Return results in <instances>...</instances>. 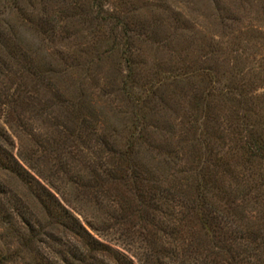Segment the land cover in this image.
Masks as SVG:
<instances>
[{"label":"rangeland","instance_id":"374dc122","mask_svg":"<svg viewBox=\"0 0 264 264\" xmlns=\"http://www.w3.org/2000/svg\"><path fill=\"white\" fill-rule=\"evenodd\" d=\"M7 154L110 239L264 264V0H0ZM0 188V264H80L1 167Z\"/></svg>","mask_w":264,"mask_h":264},{"label":"trees","instance_id":"16d2710c","mask_svg":"<svg viewBox=\"0 0 264 264\" xmlns=\"http://www.w3.org/2000/svg\"><path fill=\"white\" fill-rule=\"evenodd\" d=\"M20 159L24 165L20 164L8 154L2 155L0 157V167L3 171L17 179L21 186L33 197L39 205L38 210L40 213L50 219L51 229L55 231V234L60 232L66 238L70 239L68 242L72 245V257H75L80 264H184L185 260L182 261V257L179 254L175 255L176 259H172L175 258L172 255L173 252L164 245L166 243L171 245L172 242H162L160 238L149 239L147 235L143 236L142 239H134L135 241H133V238L114 240L108 237L106 228L99 227L95 223L87 221L85 218H83L85 223H82L63 204V202L66 203L67 201L61 198L62 202L56 197L50 189L54 188L49 183L45 186V184L33 175L34 173L40 176L31 161L23 157H20ZM41 180L45 181L43 178ZM7 193L13 192L0 188L1 222L5 227L10 226L12 220L10 211L8 208L3 207L1 201V197L7 196ZM25 211L27 212V210ZM21 212H17L16 216L22 220ZM130 214H132V211ZM181 215H183L182 219L175 220L173 218L171 219L170 225L167 224L168 221H165V223L162 222L156 229L166 235L167 231L169 235L173 233L178 234L187 226L184 224V221L186 219L189 220L191 216L195 217L196 212H194V209L183 210L181 211ZM32 218L34 219V216ZM35 223L39 228L40 224L38 221H35ZM200 225L203 229L206 228L204 227V222L200 221ZM34 229V227L30 228L31 232H34ZM147 231L148 233L150 232L149 230ZM150 234L154 236L153 232H150ZM176 242L177 244L179 243L178 246L186 243L188 245L192 244V241L187 238L180 239ZM182 256L183 258H188L186 255Z\"/></svg>","mask_w":264,"mask_h":264}]
</instances>
